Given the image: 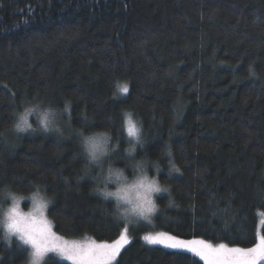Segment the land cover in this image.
Wrapping results in <instances>:
<instances>
[{
  "label": "trees",
  "instance_id": "16d2710c",
  "mask_svg": "<svg viewBox=\"0 0 264 264\" xmlns=\"http://www.w3.org/2000/svg\"><path fill=\"white\" fill-rule=\"evenodd\" d=\"M35 105L61 113L59 132L16 131L17 113ZM128 110L142 124L134 157ZM104 131L112 150L92 165L81 135ZM139 161L170 192L156 196L152 216L126 222L96 178L109 166L133 178ZM35 186L65 238L111 243L128 227L114 264H204L143 240L160 231L254 246L264 212V0H0V191ZM28 257L18 240L0 239V264Z\"/></svg>",
  "mask_w": 264,
  "mask_h": 264
},
{
  "label": "clouds",
  "instance_id": "9594fccd",
  "mask_svg": "<svg viewBox=\"0 0 264 264\" xmlns=\"http://www.w3.org/2000/svg\"><path fill=\"white\" fill-rule=\"evenodd\" d=\"M71 103L66 102L63 114L70 113ZM61 115L50 107H41L39 105L25 107L16 115L15 129L18 133L27 134L30 131H42L44 133L59 132L57 117ZM123 127L129 138V144L126 148V155L134 157L137 146L142 140V124L134 116L133 112L128 110L122 113ZM35 121L38 128H34L31 121ZM134 126L137 130L136 135L129 136V128ZM81 147L92 165L100 164L112 150V138L110 133L94 132L81 135ZM152 165L144 161H139L134 165L135 175L129 178L125 169L109 166L102 170L97 176L98 188L97 194L104 199L115 201L116 215L126 222H134L144 218V213L151 205H157L155 198L158 194L169 193L170 188L161 184L157 175H150L148 168ZM0 200L7 202V207H0V237L8 242L5 237L8 235L5 225L8 223L10 209L18 208L21 210L22 204L28 202L30 210L24 213L34 212L39 215L42 210H46L51 204V199L45 189L35 186L30 193H18L11 190L0 191ZM22 211V210H21Z\"/></svg>",
  "mask_w": 264,
  "mask_h": 264
},
{
  "label": "snow or ice",
  "instance_id": "6c2138e0",
  "mask_svg": "<svg viewBox=\"0 0 264 264\" xmlns=\"http://www.w3.org/2000/svg\"><path fill=\"white\" fill-rule=\"evenodd\" d=\"M249 72L254 75L251 69ZM119 91L128 93V85L123 84ZM136 132L134 126L129 128V136L134 137ZM172 169L175 172L180 171L175 164H172ZM155 212V205L149 202V207L141 215L147 219ZM259 217L256 243L252 247H229L226 243L214 245L205 239L184 240L164 231L155 235H144L143 239L149 244L186 250L204 264H264V212L259 213ZM5 228L8 234L5 239L9 243L15 236L22 245L28 246L29 264H44L49 253L57 254L70 264H112L121 249L129 242L127 227L111 243L97 242L95 239H85L83 242L66 239L53 230V223L46 217L45 210L37 215L34 212L24 213L18 208L10 209Z\"/></svg>",
  "mask_w": 264,
  "mask_h": 264
},
{
  "label": "rangeland",
  "instance_id": "374dc122",
  "mask_svg": "<svg viewBox=\"0 0 264 264\" xmlns=\"http://www.w3.org/2000/svg\"><path fill=\"white\" fill-rule=\"evenodd\" d=\"M163 194V193H162ZM162 194H158L157 196H159V195H162ZM5 207H7V204H6V206ZM47 209V208H46ZM21 210L22 211H28V210H30V205H29V203L26 201V202H24L23 204H22V207H21ZM45 215H46V210H45ZM46 217H47V215H46ZM48 218V217H47ZM142 220V219H141ZM127 229H128V227H127ZM129 230V229H128ZM127 235H128V240H129V242H130V240H131V237L129 236V232H127ZM155 235V234H154ZM16 239V240H18L15 236H13L11 239ZM1 240H3V241H5L2 237L0 238ZM66 239H68V238H66ZM69 240H77V241H81V242H83L84 240H81V239H69ZM144 240V239H143ZM19 241V240H18ZM145 241V240H144ZM19 242H21V241H19ZM129 242L121 249V251L129 244ZM146 242V241H145ZM147 243V242H146ZM149 244V243H148ZM153 245V244H152ZM156 245H158V246H162V245H160V244H156ZM25 246H27V245H25ZM28 247V246H27ZM29 251H30V249H29ZM121 251H120V253H121ZM119 253V254H120ZM118 254V255H119ZM118 255H117V257H118ZM50 257H53V258H55V259H57V260H59V261H62V262H64V263H67V264H70V262L69 261H66V260H63L61 257H59L57 254H55V253H49L48 254V256L45 258V261L48 259V258H50ZM117 257H116V259H117ZM116 259L112 262V264H114L115 263V261H116ZM29 260H30V257H28V261H27V263L26 264H29ZM45 263V262H44Z\"/></svg>",
  "mask_w": 264,
  "mask_h": 264
}]
</instances>
